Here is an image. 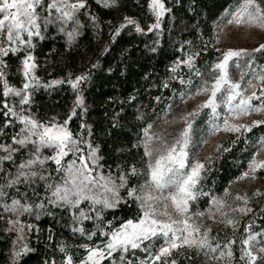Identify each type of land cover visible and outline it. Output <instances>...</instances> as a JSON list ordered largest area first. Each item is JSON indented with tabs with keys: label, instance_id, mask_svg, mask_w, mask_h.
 <instances>
[{
	"label": "snow or ice",
	"instance_id": "obj_1",
	"mask_svg": "<svg viewBox=\"0 0 264 264\" xmlns=\"http://www.w3.org/2000/svg\"><path fill=\"white\" fill-rule=\"evenodd\" d=\"M94 3L106 10L121 7V0H94ZM147 8L154 17V22L148 24L147 29L138 19L125 14L114 29L112 41L129 26L139 34L155 31L160 36L164 17L173 9L166 5L165 0H149ZM82 10L99 26V16L91 13L88 0H0V96L3 97L0 114L5 117L4 124L0 125V138L8 135L5 129H13L10 143L6 139L0 141V218L5 219V232L15 233L9 264H23L24 258L36 251L27 242L28 234L35 231L39 241V227L21 218L27 216L38 221L45 214L54 216L57 209L69 213L73 236L78 234L86 241L72 245L65 240L59 241V264H105V261L107 264H179L174 254L183 257L184 249L195 250L197 255L203 253L208 256L210 253L214 260L235 264L233 246L237 244L235 233L241 221L229 212L241 216L253 213L254 209L249 206L252 199L264 196V192L257 189L252 197L247 193L236 194L234 201L240 203L233 206L224 198L202 191L199 185L206 164L195 158L193 153L194 125L200 114L208 109L201 143L207 144V137L224 132L237 134L232 146L241 137L247 142L248 133L264 126V119L239 122L253 113L264 114V63L260 62L264 61V42L252 48H217L220 55L210 67V80L197 67L196 61L201 55L199 50L190 51L185 58L174 61L169 68L171 75L161 86L167 89L171 81L178 79L181 85H187V89L174 92L172 100L178 96L180 102L186 104L195 97L203 96L205 99L179 120L172 121L182 123L183 127L171 142L162 134L153 132L154 121L147 122L146 113L137 110L134 119L143 127L138 142L132 147L143 149V166L138 168L131 164L125 168L117 165L114 175L111 167L105 169L102 162L106 158L101 145L94 143L93 126L85 119L89 108L81 85L90 79L89 74L81 73L73 78L69 73L66 79L48 82L37 75L39 65L35 56L37 43L34 41L45 40L44 33L54 28L64 34L71 45L83 27L80 19ZM107 23L111 25L112 22ZM229 25L264 31V2L236 0L224 10L220 20L214 22V28L221 30ZM200 35L203 40L202 30ZM214 35L216 44H220V32ZM158 44V40L154 41L150 51L155 53ZM187 44L191 49L192 41H187ZM204 47H207V42H204ZM108 50L106 47L105 53ZM179 50L184 52L183 44ZM12 58L18 60L14 75L20 77L19 86L9 81V75L13 74L9 63ZM182 65L200 80L194 91V81L179 75ZM93 67H99V63ZM232 70L239 71L238 80L233 78ZM65 83L76 95L63 116L58 113L42 118L39 112L32 111L34 96L40 89H52ZM154 100L159 104L161 96H155ZM172 107V103L167 105L165 119ZM74 119L79 124L77 131L71 127ZM120 126L117 120L113 121V128ZM253 146L255 151L248 160L247 170L239 179L255 180L257 173L264 172V158H261L264 135L257 137ZM221 148L224 152L231 151L230 147L223 145H218L216 150ZM211 160V156L207 157L208 162ZM137 177H142L143 183H131ZM229 195L231 193L225 189L224 197ZM201 196L210 197L207 211L193 212V203ZM129 201L137 204L138 218L124 219L115 226L116 218L108 219L107 213L122 204L127 205ZM259 215L264 219V208ZM205 216L213 223L230 226L234 235L222 243L218 233L212 235L211 226L197 219ZM86 222L92 227H86ZM244 232L239 241L240 264H264V229L254 231L253 221H249ZM53 237L54 233L49 229V241ZM97 240L100 242L96 243ZM70 248L82 249L85 254L74 259ZM137 250L145 257L137 259ZM44 264H57V260L53 257L50 261L45 260Z\"/></svg>",
	"mask_w": 264,
	"mask_h": 264
},
{
	"label": "trees",
	"instance_id": "obj_2",
	"mask_svg": "<svg viewBox=\"0 0 264 264\" xmlns=\"http://www.w3.org/2000/svg\"><path fill=\"white\" fill-rule=\"evenodd\" d=\"M148 2L149 0H139V3L136 0H121V7L118 10H106L97 6L94 0H88L91 13L99 16V26L95 25L89 15L82 10L80 19L83 27L71 46L68 45L66 36L58 33L54 28H49L44 33L45 40L34 41L37 43L35 56L39 65L37 75L42 81L66 79L69 73L73 78L81 73L89 74L90 79L81 85L89 108L85 119L93 126L94 143L101 145L102 154L106 158L102 162L105 169L111 167L115 174L117 165L125 168L131 164H136L138 168L143 166V149L138 150L132 147L138 142L140 129L143 127L134 119V113L137 110L145 112L147 122L154 121L153 124H156L165 119L169 103L173 105L172 110L180 103L179 97L177 96L173 101L172 95L174 92L185 91L187 85H181L177 79L171 81L167 89L161 86L162 82L171 75L169 68L174 61L185 58V54L190 51L201 52L196 64L205 71L217 61L220 53L212 44L215 37L214 22L219 21L224 10L235 4L236 0H178V2L165 0L166 5L172 7L173 11L164 17L163 31L160 36H157L155 31L139 34L129 26L113 42L114 29L118 27L125 14L138 19L145 29L148 24L154 22V17L147 8ZM108 21L112 22L111 25L107 23ZM182 22L185 23L184 26L180 25ZM200 30L203 32V40H201ZM157 40L159 41L157 51L153 53L150 49ZM187 41H192L191 49ZM204 42H207V47H204ZM181 44H183L184 52L179 50ZM106 47L109 50L105 53ZM97 62L99 67H93ZM260 62L264 63V61ZM9 63L13 73L9 75V81L19 86L20 77L14 75L18 60L12 58ZM179 75L185 80L191 78L194 81L192 90L195 89L198 78L185 66H181ZM74 96V91L67 83L52 89H40L34 96L32 111L39 112L42 118L62 114L68 110ZM133 96L136 97L135 100L131 99ZM155 96H161L159 104H156ZM2 99L3 97L0 96V101ZM117 113L119 116L116 115ZM114 120L122 126L113 128ZM4 122L5 117L0 114V125ZM71 127L74 131L79 129L77 120H73ZM4 131L8 135L0 138V141L6 139L10 143V134L13 129L8 128ZM261 135H264V126L254 128L251 133H248L247 142L241 137L235 146H232L231 142L237 138L228 139L224 147H230L231 151L224 152L222 149L218 157L207 166L199 185L200 189L212 195L218 194L232 179L245 171L248 160L255 151L253 144ZM134 179L139 182L143 180L142 177ZM209 201L210 197L201 196L197 202H194L193 208H205ZM261 208H264V204ZM261 208L257 211L256 223H254L258 229H264V219H261L259 215ZM54 213V216L42 215L38 221L34 219L40 229L39 241L36 232L33 231L29 245L36 251L29 253L24 258L23 264H44L45 260L50 261L53 257L59 264L61 259V254L57 250L59 241L65 240L69 245L86 242L79 238L78 234L73 236L72 222L67 211L57 209ZM138 215L137 204L129 201L127 205L122 204L118 209L109 211L107 218L115 217V226H118L122 220L136 219ZM258 223L259 225H256ZM86 227L91 228V223L86 222ZM49 229L54 233L51 241L48 239ZM13 238V233L7 234L0 227V264H9ZM99 242V240L96 241V243ZM69 250L74 259H79V256L85 254L82 249L70 248ZM183 252V257L174 254L179 264L201 263L200 254L197 255L195 250L184 249ZM135 256L139 259L144 258L145 254L137 250Z\"/></svg>",
	"mask_w": 264,
	"mask_h": 264
},
{
	"label": "rangeland",
	"instance_id": "obj_3",
	"mask_svg": "<svg viewBox=\"0 0 264 264\" xmlns=\"http://www.w3.org/2000/svg\"><path fill=\"white\" fill-rule=\"evenodd\" d=\"M262 2H264V0H262ZM221 23H223V21H221ZM180 25L184 26L185 23L182 22V23H180ZM217 31L220 32V44H216V38L214 37L212 44H213V47L215 49H217V48H228V47L252 48V47L258 46L259 43L264 42V31H261L259 29H252V30L245 29V28H239L238 29L235 26L229 25V26L224 27L223 30L215 28V32H217ZM67 43H68V38H67ZM68 45H69V43H68ZM71 45H69V46H71ZM200 70L202 72H204L206 79H209V80L211 79V75H210V71H209L210 68L206 71L203 69H200ZM232 74H233L234 79H236V80L239 79V71L232 70ZM199 83H200V80L198 78V80L196 82V86ZM196 86H195V88H196ZM82 90H83V88H82ZM83 95H84V93H83ZM74 99H75V96L72 99L70 106L72 105V102ZM204 99H205V97L200 96V97H195L192 100H189L186 104L180 102L171 111V113L166 117V119H164L163 121H161L159 123L153 124L152 131L159 133V134H162L165 138L168 139L169 142H171L174 139V137L177 135L179 130L183 127L182 123H172V121L179 120L188 111L193 110L196 107V105L198 103L202 102ZM70 106H69V108H70ZM86 106H87V104H86ZM208 111H209L208 109H205L196 120V124L194 125V128L196 129V132L194 134L195 147L193 148V153L195 154V158H198L202 162H205L206 168L209 164L212 163L214 158L218 157L220 151L223 149V148H221L220 151H217L216 149H217L218 145L225 146V142L228 139L237 138V134H230V133L221 132L215 136L207 137V139H208L207 144L201 143V137L203 136V132L206 130ZM66 112H64V113H66ZM64 113H62L60 115L63 116ZM263 117H264V114L253 113L251 116L244 117L239 122L250 123L252 120L262 119ZM209 156L212 157L211 162L207 161V157H209ZM261 158H264V152L261 153ZM203 173H202V176H203ZM113 174L115 175V173H113ZM241 174H239L234 179H232L220 193L215 194L214 196H219L221 198H224L228 201L229 204L236 206L237 204L240 203V202L234 201V196L236 194L247 193L249 197H252L253 193L257 189H259L261 192H264V172L257 173L258 178L255 180H252L250 178L249 179H239ZM131 183H133V184L143 183V180L139 182L133 178ZM225 189H228L229 192L231 193V195H229L228 197H224ZM122 195H123V192H122ZM209 203H210V201H209ZM209 203L205 208H200V207L193 208L192 207V211L195 212V211L199 210V211L206 212L207 208L209 206ZM263 204H264V196L258 197V198H253L251 204L249 205L250 207H252L254 209L253 213H250L247 216H241L238 213L229 212L230 215L236 216L241 221V223L238 225V230L235 233V236L237 239V244L233 246V250H234L235 255H236L235 264H240V261L238 259V257H239V241L245 235L244 229H245V226L247 225V223L249 221H253V230L254 231H261L262 230V229L256 228L254 223H256L255 220H256L257 211L263 206ZM193 205H194V203H193ZM21 219L27 223L36 224L34 219L30 220L27 216H24ZM197 219H201V222H204L206 224V226H211L213 229L212 235L216 236L218 233L219 238H220L222 243L224 242V240L227 237H231L232 235H234L233 229L230 226H226V225L220 224V223H213V221L211 219H209L207 216H205L203 218H197ZM256 225H259V223ZM0 227L3 229V231H5L6 224H5L4 218H0ZM13 234H14V238H13V240H14L15 239V233H13ZM30 235H31V233L28 234V236H27L28 244H29ZM200 257H201V261H200L201 263L200 264H227V261L212 259V256L210 253L208 256H205L203 253H201Z\"/></svg>",
	"mask_w": 264,
	"mask_h": 264
}]
</instances>
